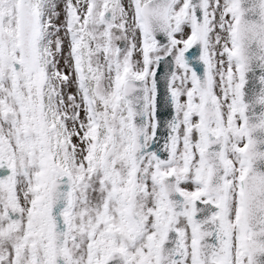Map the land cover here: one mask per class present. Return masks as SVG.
Returning a JSON list of instances; mask_svg holds the SVG:
<instances>
[{
	"label": "snow or ice",
	"instance_id": "snow-or-ice-1",
	"mask_svg": "<svg viewBox=\"0 0 264 264\" xmlns=\"http://www.w3.org/2000/svg\"><path fill=\"white\" fill-rule=\"evenodd\" d=\"M0 264H264V0H0Z\"/></svg>",
	"mask_w": 264,
	"mask_h": 264
}]
</instances>
